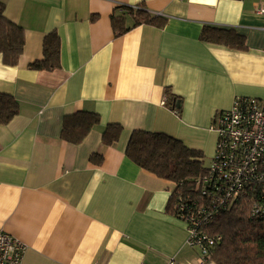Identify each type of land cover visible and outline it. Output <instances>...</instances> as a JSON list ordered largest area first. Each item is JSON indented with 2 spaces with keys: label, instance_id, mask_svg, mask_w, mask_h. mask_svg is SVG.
<instances>
[{
  "label": "crops",
  "instance_id": "0c3cea01",
  "mask_svg": "<svg viewBox=\"0 0 264 264\" xmlns=\"http://www.w3.org/2000/svg\"><path fill=\"white\" fill-rule=\"evenodd\" d=\"M0 3L25 34L17 67L0 55V94L19 104V114L0 124V229L27 245L23 264H195L188 225L167 211L176 184L135 165L126 150L143 131L213 160L214 118L238 97L264 100V15L255 10L264 0ZM127 8L166 26H134ZM124 15L130 29L117 35L112 19ZM205 27L236 32L246 48L203 42ZM54 32L61 68L31 70ZM80 113L100 123L70 143L65 119ZM112 125L122 132L107 145Z\"/></svg>",
  "mask_w": 264,
  "mask_h": 264
},
{
  "label": "trees",
  "instance_id": "16d2710c",
  "mask_svg": "<svg viewBox=\"0 0 264 264\" xmlns=\"http://www.w3.org/2000/svg\"><path fill=\"white\" fill-rule=\"evenodd\" d=\"M134 20V26L151 25L165 27L166 20L150 14L143 8L125 9ZM95 20V17H93ZM113 26L117 35L130 28L126 26V16L113 17ZM203 42L223 45L232 49L244 50V37L234 31L205 27L201 38ZM25 49L24 30L10 22L4 15V6L0 3V55L3 64L17 67ZM31 70L54 71L61 68V41L54 32L49 34L43 44V59L30 65ZM168 102L174 109L178 99L168 92ZM179 110V109H178ZM19 114V104L12 97L0 94V124L9 123ZM100 123V117L93 113H80L65 119L63 138L78 144L84 140L92 128ZM122 132L120 126H109L103 134V142L111 145ZM127 158L135 165L157 177L176 184L167 211L179 219L175 205L182 195L193 199L200 194L197 180L208 173L204 164V155L200 151L189 149L183 142L160 133L134 132L129 141ZM93 162L101 163L102 157L94 155ZM249 203L239 202L228 212H222L212 221L211 233L221 234L222 243L214 252L217 264H264V219L251 220L248 216Z\"/></svg>",
  "mask_w": 264,
  "mask_h": 264
},
{
  "label": "built area",
  "instance_id": "2783aa9c",
  "mask_svg": "<svg viewBox=\"0 0 264 264\" xmlns=\"http://www.w3.org/2000/svg\"><path fill=\"white\" fill-rule=\"evenodd\" d=\"M264 15V7L256 5ZM210 131L217 135L208 173L197 180L200 194L180 196L175 209L188 225V246L198 253L195 264H217L214 252L223 236L210 232L212 221L239 202L249 203L251 220L264 219V100L238 97L220 112ZM28 247L0 229V264H23ZM169 264H175L171 261Z\"/></svg>",
  "mask_w": 264,
  "mask_h": 264
},
{
  "label": "rangeland",
  "instance_id": "374dc122",
  "mask_svg": "<svg viewBox=\"0 0 264 264\" xmlns=\"http://www.w3.org/2000/svg\"><path fill=\"white\" fill-rule=\"evenodd\" d=\"M211 161H212L211 158L206 157V156L204 157V164L206 167H208L210 165Z\"/></svg>",
  "mask_w": 264,
  "mask_h": 264
},
{
  "label": "water",
  "instance_id": "95a60500",
  "mask_svg": "<svg viewBox=\"0 0 264 264\" xmlns=\"http://www.w3.org/2000/svg\"><path fill=\"white\" fill-rule=\"evenodd\" d=\"M179 106H180V103H177V107L179 108Z\"/></svg>",
  "mask_w": 264,
  "mask_h": 264
}]
</instances>
